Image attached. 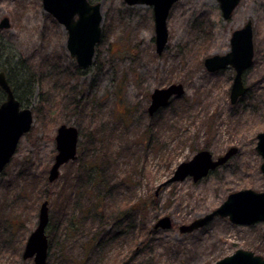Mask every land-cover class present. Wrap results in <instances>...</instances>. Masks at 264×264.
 Returning a JSON list of instances; mask_svg holds the SVG:
<instances>
[{
	"label": "rangeland",
	"instance_id": "374dc122",
	"mask_svg": "<svg viewBox=\"0 0 264 264\" xmlns=\"http://www.w3.org/2000/svg\"><path fill=\"white\" fill-rule=\"evenodd\" d=\"M91 1L100 3L101 39L92 64L81 73L66 48L64 27L43 10L41 0H0V19L10 21L9 28L0 29V61L8 53L21 58L43 82L41 95L25 106L33 113L31 129L0 173V264H33L22 258L24 245L44 200L51 216L67 172L77 182L65 186L78 221L75 234L66 239L64 225L56 230L47 264H213L237 249L264 255L261 222L236 225L215 216L191 232L178 231L213 211L231 192L264 189L259 168L264 159L255 150L256 134L264 130V0H240L227 19L217 0L176 1L166 19L168 36L160 55L150 5ZM249 20L253 58L243 74L247 91L232 104L234 69L209 72L203 59L227 53L233 30ZM63 79L77 93L75 107L57 93ZM172 83L182 84L184 93L149 115L151 92ZM57 99L62 102L55 106ZM89 120L99 142L95 137L96 144L83 149L84 137L79 136L77 150L84 158L96 157L97 167L86 175L75 159L48 182L56 128L64 123L88 133ZM230 147L237 152L197 182L191 177L167 182L196 151L206 148L216 158ZM95 199L97 209L89 206ZM85 207L86 212L80 211ZM118 210L126 213L114 220ZM163 216L172 227L154 229ZM130 246L138 248L137 255Z\"/></svg>",
	"mask_w": 264,
	"mask_h": 264
},
{
	"label": "water",
	"instance_id": "95a60500",
	"mask_svg": "<svg viewBox=\"0 0 264 264\" xmlns=\"http://www.w3.org/2000/svg\"><path fill=\"white\" fill-rule=\"evenodd\" d=\"M178 0H124L126 4H146L152 7L154 21L155 52L160 55L167 42L166 19L172 5ZM240 0H217L223 19H227ZM42 8L60 23L66 33V48L81 69L88 68L95 54V45L101 39L100 3L89 0H41ZM8 17L0 19V29L9 28ZM253 58L252 25L247 21L241 28L233 30L230 37V50L222 55L205 57L203 65L209 72L225 67L234 69V76L229 91L230 102L235 103L243 96L247 88L243 84V74L251 66ZM0 89L5 99L0 103V173L14 155L20 138L32 125L33 114L30 108L21 107L15 97L6 75L0 70ZM184 93L180 83L155 88L150 94L147 107L149 115L168 105L171 98ZM78 129L73 125L60 124L56 128V154L49 168L47 179L52 182L59 176V169L68 161L77 157ZM255 150L264 159V130L256 134ZM237 152L236 147L228 148L222 155L214 158L207 149L197 151L189 160L180 162L167 182L180 181L191 177L194 182L207 176L211 171L223 165ZM264 177V161L260 164ZM48 201L39 206L36 227L29 234L22 252L23 258L33 257L34 264H47L48 238L45 233L48 224ZM215 216L227 217L232 224L254 225L263 223L264 235V189L255 191L241 189L229 193L224 201L213 211L178 227L181 233L191 232L204 226ZM172 221L168 216L159 218L154 229H169ZM213 264H264V255L255 254L245 249H237Z\"/></svg>",
	"mask_w": 264,
	"mask_h": 264
},
{
	"label": "trees",
	"instance_id": "16d2710c",
	"mask_svg": "<svg viewBox=\"0 0 264 264\" xmlns=\"http://www.w3.org/2000/svg\"><path fill=\"white\" fill-rule=\"evenodd\" d=\"M91 1V0H90ZM92 2V1H91ZM8 57H6L5 61H0V69L3 70L6 74L8 83L10 85V87L12 88V91L15 95V97L19 100L20 104L22 107L25 106H29L31 105L36 96H39V94L41 95L42 93V88L41 86L43 85V82H41V80H37L34 77V71L28 66L27 63L24 62V60H22L21 58H16L11 55L10 53L7 54ZM2 54L0 53V58H1ZM75 71L76 72H81L83 73L85 70L79 69V67H75ZM41 88L39 92H37L38 88ZM59 92H57L58 94H61L64 98V102H66L67 105H75V100H76V95L77 93L74 92V90H72V87H68V81L67 79H63L62 80V85L60 86ZM5 98V94L4 92L0 89V103L4 100ZM39 99V98H38ZM240 99V98H239ZM73 101V103H72ZM59 102H62L61 99H57L55 101V106L59 105ZM82 106H86V104L82 105ZM75 107V106H74ZM77 109H81V112H84V109L78 104ZM80 107V108H79ZM47 112H50L51 109H46ZM55 115V113H52V116ZM94 121L89 120V122L87 123V127L86 130H88L87 132H83L81 130V132H79V136H83L84 137V141H83V149L89 148L93 145L96 144V139L97 138V128L94 126V124L92 123ZM97 142H99V139L97 138ZM80 147V145H79ZM206 149V148H203ZM83 153H81V151L77 150V157L76 159L79 160V168L81 170H84L85 172H87L86 175H89V173H92V169L95 166V164L97 163V158L96 157H91V156H87V157H83ZM71 172H67L65 175V180H64V186L62 187L61 191L59 192V194L55 197V199L52 202V214L49 218V223L47 225L46 228V234L48 237V244L51 242V238H53V236L58 235V233H56L57 229L60 230V227L62 225H64V238L66 239L67 236H70L72 234H75V226L77 225V221L76 220V216L74 215V213L72 211H75V209H71L69 207V194H71L70 188H67L65 186V184H69V183H74L76 184L77 182L74 181L75 177L73 175H71ZM97 176V172L95 174V176L93 175V179ZM77 177V176H76ZM89 178V176H88ZM91 183V182H90ZM79 184V183H78ZM92 184V183H91ZM92 185H90L84 192V194H86L88 192V189L91 188ZM95 185L93 184L92 187H94ZM92 192V191H91ZM98 197V196H97ZM98 201V203H97ZM98 204H99V200L95 199V201H93L92 204H89V206L91 207L93 205L94 209L98 208ZM131 209V208H130ZM68 210L71 211L72 214H70L68 212ZM86 210H88V207L85 208H81L80 211L82 212H86ZM68 213L66 215V217L63 218L64 213ZM126 213V211H114V220H121L124 217V214ZM100 217L103 218V212H99ZM67 220L66 223L64 224V220ZM113 219V218H110ZM106 221V220H105ZM103 221V222H105ZM80 226V225H78ZM55 228V229H54ZM116 235L118 236V234L116 233ZM94 238L92 237L91 240H89V243H87V250H89L94 242ZM59 239V238H58ZM58 246L61 248L63 242L62 241H58L57 242ZM135 247V246H134ZM129 250H133V255H137L138 254V248L136 249V247L134 249H132V246L129 247ZM123 264V262L121 263Z\"/></svg>",
	"mask_w": 264,
	"mask_h": 264
},
{
	"label": "flooded vegetation",
	"instance_id": "af4514ba",
	"mask_svg": "<svg viewBox=\"0 0 264 264\" xmlns=\"http://www.w3.org/2000/svg\"><path fill=\"white\" fill-rule=\"evenodd\" d=\"M3 71V70H2ZM4 72V71H3ZM5 73V72H4ZM6 75V74H5ZM7 78V77H6ZM12 89V88H11ZM38 212H39V209H38ZM48 216H49V210H48ZM49 218H50V216H49ZM37 220H38V215H37ZM48 223H49V220H48ZM264 236V235H263ZM23 258V257H22ZM23 259H32V262H33V264H34V261H33V257H31V258H23Z\"/></svg>",
	"mask_w": 264,
	"mask_h": 264
}]
</instances>
